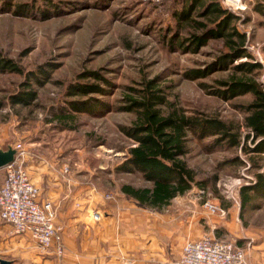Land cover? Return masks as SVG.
<instances>
[{"label":"rangeland","instance_id":"374dc122","mask_svg":"<svg viewBox=\"0 0 264 264\" xmlns=\"http://www.w3.org/2000/svg\"><path fill=\"white\" fill-rule=\"evenodd\" d=\"M21 1L36 4L40 10L50 7L48 4L55 5L59 11L51 16H21L0 0V56L13 59L23 68V73L0 71V102L5 103L0 106V146L7 149L22 143L29 152L25 158L28 172L32 156L41 153L63 160L64 171L68 168L69 172H82L79 175L85 183L105 189L102 195L106 200L109 194L118 196L125 182L136 186L149 184L139 172L115 171L133 143L123 134L121 126L131 125L135 119L133 113L120 107L125 104L124 96L131 92L129 87L140 88L147 79H157L168 99L190 113L243 122L244 114L233 103L247 102L251 95L226 102L200 86L201 81L206 82L212 90L217 78L228 76L226 71L215 72L204 80L185 75L190 68L211 64L220 54L221 41H211L199 53H185L172 49L161 38L162 33H158L165 27H176L172 11L182 7H177L178 0H13V3ZM220 1L241 17L237 27L248 34V48L264 62V0H243L242 7L228 0ZM171 36L172 33L168 39ZM187 36L186 30H182L179 38ZM42 71H47L50 79L38 85L35 77L41 78ZM31 72L33 75H29ZM96 72L108 82L98 80L92 74ZM28 82L38 90V99L28 107L13 106L10 96L28 87ZM77 83L100 84L105 94L92 96L103 100L105 107L74 111L69 102L83 99L69 96L68 91ZM62 111L74 118L62 117ZM212 139H192L186 158L196 170L197 179L207 182L206 187L194 185L191 191L173 199L166 212H190L195 216L196 230L202 229L219 239L235 240L247 248L250 257L253 250L264 249V198L252 200L253 205L242 211L240 192L243 186L256 182L258 172L264 173V155H255L253 161L240 148L208 151ZM235 157L244 160V164L231 163L230 159ZM207 203L225 214L220 210L212 212Z\"/></svg>","mask_w":264,"mask_h":264},{"label":"trees","instance_id":"16d2710c","mask_svg":"<svg viewBox=\"0 0 264 264\" xmlns=\"http://www.w3.org/2000/svg\"><path fill=\"white\" fill-rule=\"evenodd\" d=\"M1 1L10 11L21 16H51L59 12L58 7L51 4L40 10L36 8V4L31 5L25 1ZM177 3V7H182L172 11L176 27H165L158 31L162 33L163 41H167L172 49L199 53L211 41H221L220 54L211 64L203 68H190L185 75L193 80H204L215 72L226 71L228 76L217 78V85L212 90H209L210 86L206 82L201 81L200 86L226 102L247 95H251V100L233 103L244 114V120L240 123L227 121L216 115L188 112L168 99L155 78L145 80L140 88L129 87L131 92L124 96L125 104L120 109L133 113L135 119L131 125L121 126V131L133 143L127 150L125 160L115 171L139 172L149 184L136 186L125 182L120 191L144 205L158 208L170 205L175 197L191 191L194 185H207L206 181L197 179L196 170L186 159L191 151L189 142L192 139L203 141L213 138L208 151L240 148L253 161L255 155H264V62L258 60L248 48V34L237 27L236 22L241 17L223 7L220 0H178ZM33 8L35 13L31 14ZM182 30H186L188 36L181 40L179 35ZM170 33L172 36L168 39ZM262 52L264 55V46ZM0 71L23 73V68L13 59L0 56ZM41 73V78L35 77L38 85H43L50 79L47 71ZM92 74L98 80L108 82L99 73ZM29 75H33L32 72ZM105 91L97 83L73 84L68 95L78 96L83 100L70 101L69 104L77 112L105 107L103 100L92 96L93 93L105 94ZM38 96L36 87L28 82V87L10 96V102L13 106L28 107ZM4 105L5 103L0 102L1 107ZM61 113L64 118H74L66 111ZM230 162L244 164L240 157L230 159ZM4 173H0L3 182ZM256 177L253 185L241 188L242 211L247 205H253L252 200L264 198V173L258 172Z\"/></svg>","mask_w":264,"mask_h":264},{"label":"crops","instance_id":"0c3cea01","mask_svg":"<svg viewBox=\"0 0 264 264\" xmlns=\"http://www.w3.org/2000/svg\"><path fill=\"white\" fill-rule=\"evenodd\" d=\"M32 158L29 173L41 200L57 208L64 253L42 248L29 234L12 232L0 211V264H127V258L134 264H179L187 240L211 235L196 230L195 216L188 211L166 212L170 205L147 206L122 192L117 200H106L105 189L85 183L82 172H65L63 160L41 153ZM2 183L0 178V187ZM250 262L264 264V249L253 250Z\"/></svg>","mask_w":264,"mask_h":264},{"label":"built area","instance_id":"2783aa9c","mask_svg":"<svg viewBox=\"0 0 264 264\" xmlns=\"http://www.w3.org/2000/svg\"><path fill=\"white\" fill-rule=\"evenodd\" d=\"M230 1V0H228ZM243 1V0H242ZM230 3L236 5L232 1ZM238 7H242L236 5ZM16 150L14 161L4 167L5 179L0 187V211L2 218L10 223L16 234H29L45 249H54L58 255L64 253L61 237L63 227L57 223V208L49 200H41L40 188L32 180L25 165L29 154L22 143L11 145ZM65 172H69L66 168ZM117 195L109 194L108 200H117ZM212 211H222L219 207L207 203ZM96 220L99 213L93 214ZM127 264L134 259L127 258ZM179 264H251L246 247L235 240L219 239L204 234L197 239L187 240L182 248Z\"/></svg>","mask_w":264,"mask_h":264},{"label":"water","instance_id":"95a60500","mask_svg":"<svg viewBox=\"0 0 264 264\" xmlns=\"http://www.w3.org/2000/svg\"><path fill=\"white\" fill-rule=\"evenodd\" d=\"M16 150L13 147H8L6 150L0 149V169L4 168L7 164L14 161Z\"/></svg>","mask_w":264,"mask_h":264},{"label":"bare ground","instance_id":"6f19581e","mask_svg":"<svg viewBox=\"0 0 264 264\" xmlns=\"http://www.w3.org/2000/svg\"><path fill=\"white\" fill-rule=\"evenodd\" d=\"M232 1L233 3H235L236 5H239V6H242V0H230Z\"/></svg>","mask_w":264,"mask_h":264}]
</instances>
